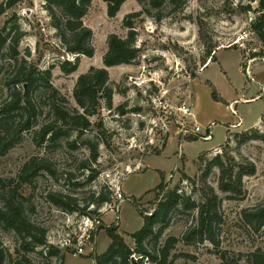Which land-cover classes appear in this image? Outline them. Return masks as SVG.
I'll return each mask as SVG.
<instances>
[{
  "label": "rangeland",
  "instance_id": "1",
  "mask_svg": "<svg viewBox=\"0 0 264 264\" xmlns=\"http://www.w3.org/2000/svg\"><path fill=\"white\" fill-rule=\"evenodd\" d=\"M257 8L256 0L165 1L159 9L151 8L147 0H127L109 17L105 0H92L83 23L92 31L94 55L79 57L78 68L71 74L63 73L60 64L75 62L76 56L62 48L42 0H24L0 17V29L15 22L23 31L20 58L37 70H50L52 86L72 110L77 108L73 97L77 78L91 67L103 68L108 36L125 38L124 17L139 14L131 19L138 56L129 65L107 68L112 107L101 102L90 119L91 130L77 138L74 149L66 138L56 145H36L35 132L51 120V112L44 91L33 93L39 106L33 128L0 155V207L8 192L15 191L24 216L45 230L47 245L56 249L53 256L44 246L25 251L21 238L0 223L4 264H95L93 257L104 254L110 245L109 227L134 250L132 234L141 229L143 216L153 213L168 190L177 189L199 204L204 202L206 186L221 199L219 247L196 239L185 243L184 235L196 223L197 214L180 209L169 216L157 238L160 225L154 227V234L145 240L146 248L158 250L175 238L167 264H220L222 251L229 252L233 261L239 254L245 259L256 250L264 252V227L255 231L241 216L242 210L264 202V41L252 29L255 17L263 12L257 13ZM211 57L219 63L206 68ZM249 59L253 61L247 76L244 70ZM9 62L8 56L2 57L0 104L10 96ZM234 100L231 107L224 102ZM22 115L16 112L9 126L15 128ZM239 120L244 128H230ZM99 122L102 130L96 126ZM211 123L207 142L200 135L208 133ZM195 126L201 127L199 134L194 133ZM4 129L0 126V132ZM75 137L73 133L68 140ZM86 140L98 144L96 163H90ZM216 157L232 169L227 178L231 184L240 170L255 167L253 175L241 177L240 192L220 189L221 169L211 164ZM31 158L50 162L53 174L42 171L32 183L21 184L20 170ZM90 169L96 176L88 183ZM161 182L164 191L156 198L152 190ZM52 192L74 198L79 210L71 213L54 206L47 198ZM100 193H109L110 202L97 208ZM84 206H88L85 211ZM89 210L97 211L86 215ZM96 221L99 225L93 233L91 225ZM79 243L84 254L75 255ZM131 257L140 258L138 254Z\"/></svg>",
  "mask_w": 264,
  "mask_h": 264
},
{
  "label": "trees",
  "instance_id": "2",
  "mask_svg": "<svg viewBox=\"0 0 264 264\" xmlns=\"http://www.w3.org/2000/svg\"><path fill=\"white\" fill-rule=\"evenodd\" d=\"M24 0H6L0 2V17L10 8ZM44 8L48 12L51 25L61 42L62 48L68 54L75 55V62L65 60L61 62L60 69L65 74H71L78 68L79 57H93L94 48L91 45L92 31L83 23L92 0H42ZM127 0H105L107 14L114 17L121 6ZM151 8L159 9L165 1L175 2L176 0H147ZM258 1L257 13L264 12V0ZM250 9V7L248 8ZM138 13H131L124 17L123 24L128 29L127 36L121 38L111 34L107 39V51L103 56V68L91 67L87 73L81 74L76 81L73 97L77 108L69 109L66 107V99L52 86L50 70H37L29 65L24 58H20L18 50L19 43L24 37L23 31L16 26L15 22L11 26L6 23L0 29V72L2 71V57L8 56L9 66L11 68L9 76L6 78L7 86L10 88L9 99L0 104V126L5 129L0 132V155H5L20 139L24 131L33 128V121L38 116L39 106L33 98V93L37 90H43L47 95L51 120L39 126L35 132V143L41 147L45 143L56 145L60 139L66 138L70 149L75 148L77 138L90 131L93 124L91 118L94 117L105 102L108 108L112 107L113 90L109 87V74L107 68L119 65H129L138 56L139 49L136 48V34L131 19L136 18ZM252 29L264 41V13L255 17L252 23ZM216 62L214 57L210 59ZM215 102H219L217 98ZM37 103V104H36ZM22 111L23 115L17 126H9L10 118L14 114ZM98 129H103L99 122ZM75 133L74 140H68ZM85 145L91 152L90 163L97 162L98 144L91 140H86ZM211 164L221 169L220 189L224 192H240L241 177L253 175L255 167L248 166V170H240L235 184L229 183L227 178L231 177L232 169H227L220 157H216ZM89 169L90 167L85 166ZM42 171L53 174L51 163L40 158H31L20 170L19 182L30 184ZM92 169L87 176L86 182L90 183L95 179ZM243 173V174H242ZM229 175V177H228ZM184 178L187 179L186 176ZM204 202L196 203L190 196L181 194L177 189L168 190L157 203L151 215L142 216L145 218L141 229L132 234L135 242V249L131 250L124 242L123 238L116 233L115 228L109 227L107 235L110 239V245L107 251L99 256H94L95 264H167L170 251L177 243L175 238H169L158 250L149 251L145 246V240L154 234V227L160 225L155 235L157 238L168 225L169 216L180 209L186 211H196V223L191 226L184 235L183 240L190 245L196 239L199 243L208 241L214 248L219 247L218 231L221 222V199L214 190L206 186ZM153 192H157L156 198L164 191L163 182H161ZM150 193V191L146 192ZM109 194V193H108ZM108 194H98L97 208L104 203H109ZM48 200L63 211L75 212L78 209L75 199L61 193H49ZM4 207H0V223L3 227L14 231L22 240V248L25 251L35 249L36 247H45L48 254L53 256L55 249L47 245L46 232L39 226L31 223L23 214L22 205L15 198V191L8 192L3 198ZM135 207H139L137 201H133ZM88 206H84L83 211ZM97 210L86 213V215L96 214ZM243 222L249 228L259 231L264 227V202L252 208H246L241 213ZM138 254L139 259L135 260L131 256ZM242 254L233 261L227 251L220 252V264H264V252L256 250L242 259ZM117 258L118 260H115ZM146 259V262L144 261ZM5 254L0 245V264H4Z\"/></svg>",
  "mask_w": 264,
  "mask_h": 264
},
{
  "label": "built area",
  "instance_id": "3",
  "mask_svg": "<svg viewBox=\"0 0 264 264\" xmlns=\"http://www.w3.org/2000/svg\"><path fill=\"white\" fill-rule=\"evenodd\" d=\"M264 13V12H263ZM251 60L252 59H249V60H247V62H246V64H245V73H246V75L247 76H249L250 75V65H251ZM253 61V60H252ZM252 79V78H251ZM253 80V79H252ZM185 109L186 108H183V112H185L186 113V111H185ZM212 124L213 123H211L208 127H207V130H208V133L207 134H204V135H200L201 136V138H203L204 140H209L210 138H211V132H210V128H211V126H212ZM194 133H196V134H199L200 132H201V127L200 126H195L194 127ZM121 196H119V198H120ZM97 225H99V222L98 221H96L95 223L93 222L92 223V225H91V229H92V231H93V233H94V231H95V228L97 227ZM91 234H89L88 236H90ZM74 254L75 255H82V254H84V252H83V248H82V246H81V244L79 243V245L75 248V251H74Z\"/></svg>",
  "mask_w": 264,
  "mask_h": 264
},
{
  "label": "crops",
  "instance_id": "4",
  "mask_svg": "<svg viewBox=\"0 0 264 264\" xmlns=\"http://www.w3.org/2000/svg\"><path fill=\"white\" fill-rule=\"evenodd\" d=\"M217 60H218V58H217ZM213 63H219V60L218 61H216V62H212L211 60L209 61V63L206 65V68H208L210 65H212ZM250 67H252V65H250ZM219 97L222 99V100H224L220 95H219ZM255 98V97H254ZM254 98H251V99H243V102L244 101H247V100H253ZM226 104H230V107H231V105L233 104V103H235V102H237L236 100H234V101H232L231 103H228V102H226V101H224ZM217 103H219V104H221V102H217ZM227 106V105H226ZM228 107V106H227ZM229 108V107H228ZM233 112H235V111H233ZM193 118H194V115H193ZM194 121H195V118H194ZM195 123H197V124H199L197 121H195ZM230 128H234V129H237V128H244L243 127V123H242V121L241 120H239L236 124H232L231 125V127ZM225 140H227L226 139V137H225ZM208 142V141H207ZM215 148V147H214ZM211 149H213V148H211ZM123 189V188H122ZM126 194V193H125Z\"/></svg>",
  "mask_w": 264,
  "mask_h": 264
}]
</instances>
